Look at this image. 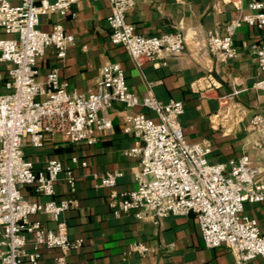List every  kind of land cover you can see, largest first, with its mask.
Instances as JSON below:
<instances>
[{
    "label": "built area",
    "instance_id": "obj_1",
    "mask_svg": "<svg viewBox=\"0 0 264 264\" xmlns=\"http://www.w3.org/2000/svg\"><path fill=\"white\" fill-rule=\"evenodd\" d=\"M79 0H0V31L7 37L0 39V264H21L28 258L37 264L39 256L26 254V236L36 246L57 249L61 257L54 264H67L69 251L77 250L81 240L68 238V227L61 215L77 207L71 197L42 204L25 199L21 190L33 188L37 195L52 198L59 174L65 172L69 195L75 193V178L64 170L61 161H49L41 172L24 154L25 143L41 149L47 136H59L70 144L96 143V133L108 131L112 124L100 113L113 103L128 109L142 107L154 114L156 120L143 114L126 115L124 133L136 139L128 151L138 160L133 175L135 189L127 193L114 190L118 173L100 175L99 185L111 189L108 206L111 213L132 215L139 221L150 220L157 225L167 217H196L203 246L213 250L224 248L234 257V264H251L260 258L264 264V233L257 221L242 212L246 203L264 201V175L262 170L249 163L247 155L227 165L208 162L210 143L190 145L184 140L179 123L183 113L181 102L164 104L151 94L140 101L125 82L124 71L117 64L103 67L96 81V89L89 95L69 94L59 80L57 71L38 80L36 64L46 48H53L59 59L74 42L59 23L51 32L38 29L39 16L50 18L54 14L65 16ZM107 1L109 40L128 53L135 67L143 62L163 65L168 58L184 54L186 37L182 32L164 33L146 37L135 33L125 15L134 8L137 0ZM251 14L243 15L224 28V35L208 31L201 39L203 47L216 59L224 62L236 57L233 36L241 25L264 28V3L252 0L248 5ZM258 71L261 75L252 89L264 93V41L255 46ZM237 94L236 92L233 95ZM263 124L260 116L254 117L248 128L257 130ZM73 164L84 162L72 159ZM47 215L55 222V230H48L40 222H31L33 215ZM148 248L133 245L132 253L145 255Z\"/></svg>",
    "mask_w": 264,
    "mask_h": 264
},
{
    "label": "crops",
    "instance_id": "obj_2",
    "mask_svg": "<svg viewBox=\"0 0 264 264\" xmlns=\"http://www.w3.org/2000/svg\"><path fill=\"white\" fill-rule=\"evenodd\" d=\"M53 2L54 0H48ZM252 0H137L126 15V21L135 33L156 37L164 33L182 32L186 39L184 54L168 58L163 65L143 62L135 67L126 50L109 40L107 1L79 0L63 17L39 16L38 29L49 33L59 23L74 42L59 59L53 48H46L36 64L38 80H44L57 71L59 80L69 94L89 95L96 89V81L107 64H117L124 71L125 82L138 101L151 94L164 104L181 102L183 113L179 123L184 140L190 144L210 143L208 162L227 165L247 155L253 167L264 175V93L254 91L252 84L261 77L255 55V46L264 41V28L255 29L243 24L233 36L236 57L220 61L203 47L201 39L208 31L223 36L224 28L243 15L251 14L248 5ZM257 1V0H256ZM264 3V0H258ZM18 5L19 0H10ZM7 36L0 31V39ZM7 65H0L5 72ZM236 92L237 94L233 95ZM143 114L153 120L149 110L137 107L128 109L113 103L100 113L111 120V128L96 133L92 146L85 143L70 144L57 136H47L41 149L25 143L23 154L31 160L33 170L41 172L49 161H61L64 170L75 178V193L69 195L65 172L54 184L52 198L37 195L33 188L21 190L31 202L73 198L77 207L60 217L67 223L68 238L82 241L81 247L69 251L67 264H234L233 255L224 248L206 249L196 217H167L155 225L150 220L139 221L132 215L115 217L108 206L111 189L99 185L98 177L118 173L114 190L127 193L135 189L133 175L138 160L128 151L136 139L124 133L126 115ZM261 116L263 124L255 130L248 128L250 121ZM79 163L73 164L72 159ZM257 221L264 233V201L246 203L242 212ZM31 222H40L44 228L55 230L56 224L47 215H33ZM26 254L39 256L37 264H54L61 257L57 249L36 246L26 236ZM148 248L145 255L130 252L133 245ZM21 264H31L28 258ZM251 264H262L260 258Z\"/></svg>",
    "mask_w": 264,
    "mask_h": 264
}]
</instances>
